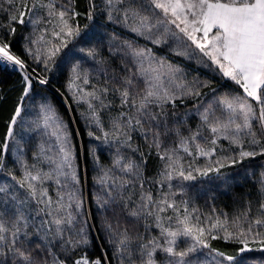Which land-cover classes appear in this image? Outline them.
<instances>
[{
    "label": "snow or ice",
    "instance_id": "1",
    "mask_svg": "<svg viewBox=\"0 0 264 264\" xmlns=\"http://www.w3.org/2000/svg\"><path fill=\"white\" fill-rule=\"evenodd\" d=\"M0 13L7 20L0 23V61L22 74V94L0 141V171L14 141L21 172L9 169L14 183L0 184V264H264V164L255 215L251 200L230 219L223 212L202 214L188 200L176 199L187 192L184 182L224 177L223 169L264 158V0H88L83 12L76 10V0H0ZM98 14L155 47L195 60L219 82L188 80L178 64L153 48L121 40L115 31L104 57V35L77 20L83 15L93 22ZM17 25L31 26L23 52L43 72H29L27 60L12 51L8 37L16 36ZM69 45L65 88L72 103L86 105L80 115L87 136L116 146L111 167L101 166L95 178L100 191L93 196L112 254L95 258L85 249L97 217L84 210L68 123L47 103L26 128L22 116L25 99L50 85L47 73L61 67L57 57ZM187 100L194 110L179 115L177 102ZM193 115L195 126L189 124ZM18 126L54 138L55 148L42 139L29 164ZM89 151L99 165L95 147ZM153 152L160 165L155 176L146 177ZM146 184L155 186V194ZM220 240L236 245L235 253L212 246ZM253 252L262 255H245Z\"/></svg>",
    "mask_w": 264,
    "mask_h": 264
},
{
    "label": "trees",
    "instance_id": "2",
    "mask_svg": "<svg viewBox=\"0 0 264 264\" xmlns=\"http://www.w3.org/2000/svg\"><path fill=\"white\" fill-rule=\"evenodd\" d=\"M96 3L97 5H101V0H96ZM87 6L88 0H76L77 11L83 12ZM77 20L81 26L89 24L90 27H96V25L101 27V30L98 28L96 29L99 30V33L104 35L105 44L102 49V55L104 57L109 56L107 51V40L113 31H115L119 37L132 35V33H129L126 29L120 27L119 25L107 23L103 14H98L93 22L87 21L83 15L78 17ZM6 22L7 20L5 14L0 13V23ZM30 28L31 26L24 28L17 25L16 36L8 37V39L12 42V51L24 57L27 62H30V59L23 52L22 44L24 43L23 37L29 34ZM4 33L5 30L0 29V35H4ZM137 39L140 40V38ZM175 61L183 65H188L179 57H176ZM21 75L22 74L18 70L9 69L0 65V141L3 140L7 122L10 119L15 106L19 102V97L22 94V85L20 83ZM51 82L49 86L39 88V91L49 96L48 100L52 103L59 116L66 123H68L69 128L73 133V144L75 146L77 156L76 163L78 166V174L81 178L82 195L85 201L84 210L85 212L91 210L93 215L97 217V219L93 221L96 227L90 232L92 243L85 249V251H87L93 258L101 255L102 252H107L111 255L112 249L111 246L105 243L104 233L101 230L99 223V212L97 211L93 196L95 193L100 191V185L95 183V178L102 174L101 166L105 168L111 167L116 146L106 145L102 143V141L95 140L94 138L87 136L88 129L84 119L80 115V110L76 104L72 103L70 97L67 104L64 103V100L61 97V90L65 91L64 76L62 80L60 75H56ZM228 86L232 85L229 83ZM69 105H71V109H69ZM188 106L189 105H179L178 114L182 115L186 112V108ZM189 124L195 126L196 121L193 116L189 119ZM136 142L141 144L143 143L138 136L136 137ZM92 147H95L96 149V155L99 157V165L93 160L92 155L90 154L89 150ZM26 150L25 158L29 161L31 160L32 152L34 150L30 149V147ZM121 151L126 152L127 150L121 149ZM200 161H203V158H201ZM263 161L264 158L257 157L255 160L246 161L244 167L238 165L233 168L223 169L222 172L225 174L231 173L230 175L235 176L232 179H227V181H229L227 184H225L224 179H221L222 177L216 178L215 174H210V176L206 178H199L196 181L184 182L187 186V192L184 196H177L176 199L178 201L181 199L188 200L190 205L199 208L201 213L205 212L206 214L215 216L223 212L231 219V217L244 211L249 200L252 201L253 206L255 203H258V187L254 181L255 178H253L255 175L245 176L244 173L248 171H251L252 173L257 172V170L261 168L260 163ZM198 163L201 162L198 161ZM159 165L160 161L153 152L147 157V165L145 169L146 177L155 176ZM15 173L17 176L20 175L17 172ZM117 174L119 175L120 173L117 172ZM1 176L5 178L7 183H14L11 181L7 173H2ZM176 183L178 182H173V184ZM145 186L153 187L155 194L154 185L146 184ZM213 209H215V212H213ZM121 222H124L123 218H121ZM113 223H115V220H113ZM212 246L230 254L235 253L237 249L236 245L227 243L223 240L213 241ZM256 255L258 256V253ZM112 264H116V260H113Z\"/></svg>",
    "mask_w": 264,
    "mask_h": 264
},
{
    "label": "rangeland",
    "instance_id": "3",
    "mask_svg": "<svg viewBox=\"0 0 264 264\" xmlns=\"http://www.w3.org/2000/svg\"><path fill=\"white\" fill-rule=\"evenodd\" d=\"M96 28H98V29L101 30V27L99 25H96ZM98 29H96V30L99 33V30ZM30 31H31V28H30ZM30 31H29V33H30ZM135 36L136 35L134 33H132L131 36L130 35L121 36L120 39L122 40V39H125L126 38V39H129V40L133 41L137 46H140V47L147 46L149 48H153V50H154V52H155V54L157 56H164L167 59H169L170 61H172L173 63L178 64L181 68H183L185 70V72L187 73L188 80H191L194 76H199L201 79H206V78L207 79H215L216 81L219 82V77L214 76V74H213V72L211 70L206 69V68H203V67L197 65L196 62H195V60H187V59H184L183 57H179V58L183 59L185 61V63H187L188 65H186V64L185 65L180 64L177 61H175V58L177 56H175L174 54H172L168 50L167 46H164V47H155L150 42L144 40L142 37H138V36L135 37ZM137 38H140V40H138ZM72 49H73V45H69L68 49H65L64 52H62L60 54V56L57 57V63L60 64L61 67L59 69L53 70L50 73H47V75H48V77L50 79V82H51V80L53 78L56 77V75H60V77L62 78V80H63V76H64V78H65V84H66L67 76H68V67H69V64L68 63H63V62L65 60H67V58L71 55V50ZM29 59H30V62L33 64L32 65L30 62H27L28 63V66H29V68H28L29 72H31V69L32 68H36L37 71L43 72L42 65H36L32 61V59L30 57H29ZM87 66H90V65H86V67ZM95 82H96V80H95V78H93V83H95ZM65 84H64V87H65ZM83 87L87 90L90 86L85 85ZM229 87H232V86H229ZM39 88H41V87L38 86L37 90L34 91L31 94V96L29 98H26L25 101H24V111L22 112V116H23V124H24V127L25 128L28 126V124L33 119L36 118V116L38 114V111H39V105L41 103L50 104L54 108V106L52 105V103L48 100V97L49 96L47 94H44L43 92H40L39 91ZM64 89H65V91L61 90V93H63V95H61V97L64 100V103L67 104L65 98H67V101H68V99L70 97V94L67 92L66 88H64ZM221 90H223V89H221ZM205 91H207V90H205ZM210 95L211 94L209 93V97H206L205 99L210 98ZM177 103H178V105H189L186 108L187 109L186 112L193 111L194 110V102L191 101V100H187L185 102V104H179V102H177ZM78 109L80 110V112L81 111H84L86 109V105H83L82 104V105H80L78 107ZM193 117L195 118V121L197 123V118L194 115H193ZM16 131L18 133L17 139H20V137L23 136L22 144H23V154H24V156H25V151H27L26 150L27 148L30 147V149H33L34 150L32 152L31 160L28 161L29 164L35 162L34 159H33V153H35V152L38 151V144L41 142L42 139L45 140V141H48L53 146V148H55V140H54V138H52V140H48V137L43 136V133L42 132H40V133L22 132V130H21V128L19 126L17 127ZM222 144L225 147H227V142L226 141H222ZM17 151H18V149H17L16 143L14 141L13 142H10V150L5 155V162H6V166L7 167H6V169L4 171H0V184L7 183V181L5 180V178L3 176H1V174L2 173L3 174H6L9 169L14 170L18 174H21L20 167L15 162L16 157L13 154V153H15ZM188 159H191V158H188ZM199 162L203 163L204 161H200L199 160ZM260 164L261 165L264 164V161L261 162ZM260 171H261V168L258 169L257 172H255V176L253 177V178H255L254 181L257 184L256 185L257 187H259V178H260L259 177V173H260ZM230 174L231 173H229V174L226 173V176L222 177L221 179H224L225 180V179H232V178L235 177V176L230 175ZM256 205H257V203H255L254 206H253V213H252V215H255L256 214V211H255ZM202 214H206V213L204 212ZM205 251H207V250H205ZM257 253H258V256H261V253H259V252H254V253L245 254V255L255 257V256H257L256 255ZM258 256L256 257L257 260L260 258ZM249 264H253V262L250 261Z\"/></svg>",
    "mask_w": 264,
    "mask_h": 264
},
{
    "label": "built area",
    "instance_id": "4",
    "mask_svg": "<svg viewBox=\"0 0 264 264\" xmlns=\"http://www.w3.org/2000/svg\"><path fill=\"white\" fill-rule=\"evenodd\" d=\"M0 65H2L3 67H7L9 69L18 70L16 68H14L12 65L7 64L6 62L0 61Z\"/></svg>",
    "mask_w": 264,
    "mask_h": 264
}]
</instances>
